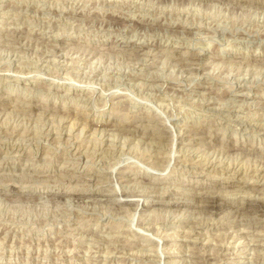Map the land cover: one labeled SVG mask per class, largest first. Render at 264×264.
Here are the masks:
<instances>
[{
  "label": "rangeland",
  "instance_id": "1",
  "mask_svg": "<svg viewBox=\"0 0 264 264\" xmlns=\"http://www.w3.org/2000/svg\"><path fill=\"white\" fill-rule=\"evenodd\" d=\"M0 264H264V0H0Z\"/></svg>",
  "mask_w": 264,
  "mask_h": 264
},
{
  "label": "bare ground",
  "instance_id": "2",
  "mask_svg": "<svg viewBox=\"0 0 264 264\" xmlns=\"http://www.w3.org/2000/svg\"><path fill=\"white\" fill-rule=\"evenodd\" d=\"M109 11H110V10H109ZM113 11H114V10H113ZM92 72H93V71H92ZM118 74H119V73H118ZM71 117H72V116H71ZM188 134H189V133H188ZM188 136H189V135H188ZM125 183H126V182H125ZM119 184H120V183H119ZM138 189H139V188H138ZM209 205H210V203H209ZM212 205H213V208H214L215 205H214V204H212ZM252 247H253V246H252Z\"/></svg>",
  "mask_w": 264,
  "mask_h": 264
}]
</instances>
